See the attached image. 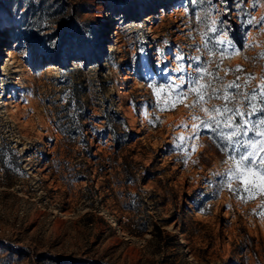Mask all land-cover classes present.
<instances>
[{"label": "rangeland", "instance_id": "1", "mask_svg": "<svg viewBox=\"0 0 264 264\" xmlns=\"http://www.w3.org/2000/svg\"><path fill=\"white\" fill-rule=\"evenodd\" d=\"M262 16L264 0H0V264H264L262 182L229 180L194 94L174 95L200 68L212 88L264 82Z\"/></svg>", "mask_w": 264, "mask_h": 264}, {"label": "snow or ice", "instance_id": "2", "mask_svg": "<svg viewBox=\"0 0 264 264\" xmlns=\"http://www.w3.org/2000/svg\"><path fill=\"white\" fill-rule=\"evenodd\" d=\"M196 2L199 3L200 0H196ZM252 22L264 23V16L258 21H250V23ZM213 30L215 31V29ZM236 70H240L239 66ZM196 71L203 73V75L198 78L189 75L187 91H180V85L177 84L175 85L177 91L174 94L176 103L182 102V98L188 94H194L193 104L185 106L197 107L204 113V117L192 115L191 119L199 121L198 124L191 126L193 133L199 128H211L218 140L224 142L218 144V147L228 155L231 161L230 166L224 170V175L229 180H240L243 176V182L248 185L250 183L249 177H251V181L259 179L264 186V82L257 88L241 93L239 91L241 86L236 82L223 85L222 88H212L211 81L202 84L200 80L209 75L215 78V75L203 68ZM261 79L264 81V76ZM180 83H185L183 77H180ZM148 87L153 89L154 95L158 91L163 92L165 90V86L155 84H149ZM167 87L170 88L171 86ZM233 90L235 95L232 94ZM241 95L243 96V104H237L236 99ZM213 98L224 102L219 106H205L207 101ZM173 106L170 103L156 104V107L161 111L168 110ZM249 116H252L253 119H248ZM178 139L183 141L186 137L182 136ZM182 146L183 144H181ZM190 147L192 151H195L196 145H190ZM229 148H231V152L228 151Z\"/></svg>", "mask_w": 264, "mask_h": 264}, {"label": "trees", "instance_id": "3", "mask_svg": "<svg viewBox=\"0 0 264 264\" xmlns=\"http://www.w3.org/2000/svg\"><path fill=\"white\" fill-rule=\"evenodd\" d=\"M128 9H130L132 7V2L128 1V5H127ZM57 48L54 49L53 53H56Z\"/></svg>", "mask_w": 264, "mask_h": 264}, {"label": "bare ground", "instance_id": "4", "mask_svg": "<svg viewBox=\"0 0 264 264\" xmlns=\"http://www.w3.org/2000/svg\"><path fill=\"white\" fill-rule=\"evenodd\" d=\"M113 19H116V18H113Z\"/></svg>", "mask_w": 264, "mask_h": 264}]
</instances>
